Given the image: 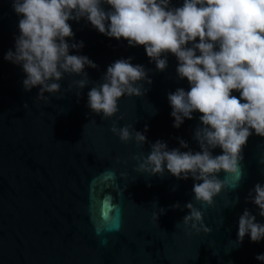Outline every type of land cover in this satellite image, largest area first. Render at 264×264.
Returning <instances> with one entry per match:
<instances>
[{
	"label": "water",
	"instance_id": "1",
	"mask_svg": "<svg viewBox=\"0 0 264 264\" xmlns=\"http://www.w3.org/2000/svg\"><path fill=\"white\" fill-rule=\"evenodd\" d=\"M183 2L169 0V6ZM12 4L0 0V264H264L256 259L264 254V238L252 242L246 234L237 242L245 209L264 224L249 196L255 195L257 183L264 185V137L250 129L238 161L241 175L221 170L215 175L225 187L213 197V205L196 201L193 184L200 181L178 179L166 168L152 175L138 168L157 140L168 150H201L195 139L200 112L173 127L168 93L190 88L176 72L177 57L162 54L167 67L158 71L143 45L106 36L86 18L69 20L74 35L65 40L83 42L69 54L87 56L97 67L85 66L88 83L82 89L73 84L82 74H65L60 91L37 99L40 86L25 90L21 65L4 59L15 51L20 34L22 15ZM102 7L111 9L106 3ZM129 57L145 68L151 83L137 82L142 94L122 96L118 111L104 118L88 107V92L103 82L108 66ZM231 94L240 97L238 90ZM113 124L130 126L132 138L121 141L110 130ZM135 131L145 135L144 144L135 141ZM211 152L216 156L222 149ZM177 202L179 208L171 207ZM188 202L202 211L210 232L183 224Z\"/></svg>",
	"mask_w": 264,
	"mask_h": 264
},
{
	"label": "clouds",
	"instance_id": "2",
	"mask_svg": "<svg viewBox=\"0 0 264 264\" xmlns=\"http://www.w3.org/2000/svg\"><path fill=\"white\" fill-rule=\"evenodd\" d=\"M102 3L111 9L106 11ZM12 7L22 15L20 34L15 37V51L9 50L4 59L21 65L26 73L22 82L25 90L40 86L37 99L46 100L45 92L60 91L59 81L65 74L83 75L73 81L79 89L88 83L84 68L97 65L87 56L69 54L70 48L83 47L82 41L69 44L65 40L74 35L67 21L86 18L106 36L123 37L130 46L143 45L158 71L167 67L162 54L177 57L176 72L187 78L190 88L168 93L173 127L178 128L185 118L192 119L193 111L202 114L201 126L195 131L199 152L168 150L166 143L157 140L139 163V170L152 175L163 174L166 168L178 179L191 176L200 181L193 184L194 199L208 206L225 187L216 173L223 170L241 175L238 161L243 158L250 129L264 137V0H184L175 8L169 6V0H13ZM197 38L198 43L185 46ZM130 60H116L107 67L103 82L89 90L88 107L93 112L111 117L118 111L119 98L142 94V85L137 82L151 83L145 68ZM233 90L239 91V98L231 94ZM129 127L113 124L110 130L126 142L132 138ZM134 139L140 144L146 141L139 131ZM180 145L188 147L183 140ZM217 146L222 154L213 156L211 149ZM253 191L255 195L250 192L249 196L264 216V185L257 183ZM171 207L179 208L180 204ZM185 207L189 209L182 219L185 226L196 232L211 231L203 223L201 210L192 202ZM246 234L252 242L264 238V224L256 222L247 209L238 220L237 242ZM256 259L264 261V254Z\"/></svg>",
	"mask_w": 264,
	"mask_h": 264
}]
</instances>
